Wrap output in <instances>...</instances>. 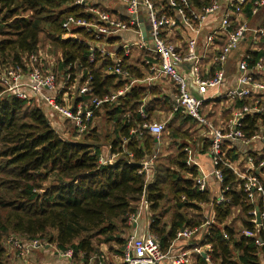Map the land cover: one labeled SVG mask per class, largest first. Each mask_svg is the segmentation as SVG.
I'll use <instances>...</instances> for the list:
<instances>
[{"label":"trees","instance_id":"obj_1","mask_svg":"<svg viewBox=\"0 0 264 264\" xmlns=\"http://www.w3.org/2000/svg\"><path fill=\"white\" fill-rule=\"evenodd\" d=\"M168 1L152 0L164 15L172 17ZM259 1L247 0L242 9L246 19L257 15L252 11ZM188 2L189 8L197 11L211 5V0ZM73 4L74 0H0V66L12 63L26 69L24 56L49 46L60 54L59 77L65 71L73 83L80 72V83L87 82L92 97L101 99L124 83L107 73L112 67L110 60L96 54L90 63L88 45L62 39V23L81 11ZM261 41L262 50L251 52L249 66L260 59L264 64V39ZM123 61V70L134 78L141 76ZM148 94L153 95L154 90L134 88L117 102L102 105L95 113L103 122L102 130L95 127L76 142L56 133L35 106L17 100L0 103V264H9L10 239L37 240L58 254L71 251L72 264H88L99 255L94 244H114L123 255V236L144 201L148 206L147 232L156 238L163 253L175 243L178 232L203 224L206 210L202 205H211L213 198L209 191L198 192L196 173L186 168L185 153L180 149L175 156L163 159L156 153V141L165 133L170 138H187L182 128L191 119L173 112L178 127L168 123L156 140L144 125L153 123L151 117L158 108L166 106L165 111H172L173 105L170 109L168 102L151 101L143 106ZM245 104L236 101L234 108ZM239 129L247 139L258 134L264 129V113L245 116ZM104 147L109 149V157L116 158L111 164L100 163ZM237 152L234 148L227 157L236 161ZM153 156L155 161L147 172L142 165ZM221 173V187L230 203L213 207L214 223L199 241V246L209 247L208 261L196 255L194 264H262L264 233L251 222L252 207L246 194L235 189L234 174L224 167ZM234 210L243 214L236 219L238 227L226 224ZM244 231L254 235L248 237Z\"/></svg>","mask_w":264,"mask_h":264},{"label":"built area","instance_id":"obj_2","mask_svg":"<svg viewBox=\"0 0 264 264\" xmlns=\"http://www.w3.org/2000/svg\"><path fill=\"white\" fill-rule=\"evenodd\" d=\"M246 2L211 0V5L197 11L189 8L188 0H169L168 5L174 11L171 17L164 15L152 0H74L73 5L81 7V11L78 16H69L62 23V39L88 45L90 63L96 54L110 60L112 67L107 73L117 76L124 83L123 87L101 99L92 97L88 83H80V72L75 74L74 82L69 83V74L66 75L64 71L59 77L57 73L60 54L44 57L42 49H39L24 56L26 69L12 63L0 66V103L17 100L31 105L34 100H41L50 107V111L58 114V119L63 123L49 119L56 133L74 141L95 128V113L102 105L117 102L134 88L167 81L174 87L172 111L190 118L204 131V142L208 147L206 155L212 171H204L191 158V150H185L186 165L196 173L195 187L198 192H210V176L216 184L215 193H211V205H202L207 210L206 220L199 227L178 232L175 242H189L198 235L204 236L214 223L213 207L230 203L221 187V167L227 168L236 177L235 189L246 194L252 207L249 211L251 222L264 233V129L250 139L239 129L245 116L264 113L263 60H258L252 66L248 62L251 52L262 50L264 26H248L242 13ZM254 5L256 8L252 15H256L258 8L264 6V0ZM112 6L124 7L126 18H116L111 13ZM141 24L145 29V38ZM178 32L185 35L184 47L175 44ZM246 34L249 35L248 51L236 61L234 79L228 80L223 66L229 54L246 41ZM124 35L134 37V40L117 42ZM130 56L140 57V62L146 67V73L139 78L122 69L123 60ZM86 96L91 98L78 101ZM236 101L247 104L234 108ZM216 105L227 106L218 112L230 115L222 124L214 123L207 115ZM165 125L151 123L144 125V128L158 140L165 131ZM234 148L238 149L237 159L231 161L227 152ZM105 150L102 155L107 159L101 156L100 163L111 164L116 158L109 157L107 147ZM154 159L155 156L143 163L145 171H149ZM137 217L130 219V226L136 224ZM244 234L248 237L254 235L248 231H244ZM7 243L19 257H26L44 246L37 240L18 242L10 239ZM257 245L263 246L260 242ZM208 248L196 246L193 252L200 256L204 254L203 259L208 261ZM60 256L72 264L71 251ZM188 260V253H163L159 242L147 230L140 238L129 235L126 240L124 264H162L165 261L189 264Z\"/></svg>","mask_w":264,"mask_h":264},{"label":"crops","instance_id":"obj_3","mask_svg":"<svg viewBox=\"0 0 264 264\" xmlns=\"http://www.w3.org/2000/svg\"><path fill=\"white\" fill-rule=\"evenodd\" d=\"M111 13L118 19H125L126 18V11L124 7H117L112 6ZM209 26V24H208ZM251 26L250 23L248 25ZM249 38V37H248ZM248 38H246V41L242 42L235 50H233L228 58L226 63L223 66V71L225 72V76H227L228 80H233L236 73V61L240 58L241 55L246 53L249 48ZM134 40V37L131 36H121L120 39H117V42L121 43L124 41H131ZM116 42V43H117ZM115 43V44H116ZM175 44L177 46H185V35L181 32L177 33V38L175 40ZM140 57H128L125 58V62L128 65H132L133 68L137 72H139L141 75L146 73V67L140 62ZM232 61L233 65L229 67L228 62ZM141 88H148L153 89L154 94L147 95V98L144 100V105L147 106L151 103V101H157V102H168L169 107L171 109L173 105V94H174V87L167 81H158L154 83L150 87H141ZM220 107L218 105L214 106V111L209 112L208 111V117L211 121H213L216 124H222L224 121H226L227 112H224L220 114V112H217L216 109ZM166 106L163 107V109L158 108L157 111L154 112V114L151 117V121L155 123H165V127L169 125L172 122V125H175L178 127L177 118L173 114V111L168 110L165 111L164 109ZM99 118V117H98ZM192 121V120H191ZM169 123V124H168ZM192 127L190 125L185 124L182 129H186V132L188 133L187 138H170L167 136L168 134H164L161 139L156 141V153L157 157L160 158H169L170 156H175L177 154V151L180 149L182 152L185 153V150H191V158L196 162L197 165H200L203 167L204 171L207 173H210L212 170L210 160L208 156L206 155L208 147L205 145L206 141L204 142V131L198 127L194 122H191ZM187 126V127H185ZM106 150L104 151V153ZM185 156L187 158V154L185 153ZM156 158V157H155ZM155 161V159H154ZM185 166L188 169L186 162ZM209 188L210 193L214 194L216 190V184L214 182V179L210 176V182H209ZM207 213V210H206ZM140 218L138 221L142 218V224H139V222L136 220V224H133L131 226L130 233L131 235H134L135 237H141L145 234V231L147 230L148 225V206L147 203L144 201L143 204L141 203L140 207ZM203 236L198 235L195 237L197 240L196 242H175L173 243L172 247L169 249L171 254H177V253H188L189 254V264H194L195 260L194 257L196 254L193 252L196 246H199V241L202 239ZM191 242V243H190ZM197 244V245H196ZM95 248H98V254L97 256L93 257L88 264H124V252L123 255L120 254L119 249H116V245L110 244V245H98L94 244ZM7 254H8V261L9 264H69V262L62 258L60 254H57L56 251L52 247L48 248H41L34 250L26 257H19L18 253L13 249L12 247L7 246ZM162 264H170L169 261H165ZM263 264V263H262Z\"/></svg>","mask_w":264,"mask_h":264},{"label":"rangeland","instance_id":"obj_4","mask_svg":"<svg viewBox=\"0 0 264 264\" xmlns=\"http://www.w3.org/2000/svg\"><path fill=\"white\" fill-rule=\"evenodd\" d=\"M243 17H244V19H245V22L249 25V23H250V25L251 26H254V27H258V26H260V25H262L263 23H264V6H262V7H259L258 8V11H257V15L255 16V17H252L250 20H248V19H246L245 18V16H244V14H243ZM248 34H246V38H248ZM41 53H42V55L44 54V57L46 56H52V57H55V52L52 50V48H50L49 46H46L44 49H42L41 50ZM228 64H229V67L230 66H232L233 65V62L232 61H229L228 62ZM31 105H33V106H35L36 108H38V109H40L41 111H42V113L45 115V117L47 118V120H48V122H49V119H51L52 121H56V120H59L58 118H59V116H58V114H56V113H53L52 111H50V107L48 106V105H46L45 103H43L41 100H34L33 101V103L31 104ZM226 107L227 106H224V107H218L217 109H216V111L218 112L219 111V109H221V110H223V109H226ZM212 111H214V108H213V110ZM230 118V115H227L226 116V119L225 120H228ZM59 122H60V124H63L62 123V121H60L59 120ZM191 122H193V121H191ZM191 122H189L188 123V125H190V127H192V124H191ZM153 123H155V122H153ZM94 126L96 127V128H98L100 131L102 130V126H104L103 125V122L101 121V119L100 118H97L96 119V121H95V124H94ZM185 127H187V126H185ZM193 128V127H192ZM63 132H64V134H65V126H63ZM79 139H74V141H78ZM105 149H106V147H104L103 148V151H105ZM103 158H106L105 156H103ZM107 159V158H106ZM140 216L141 215H138V217H137V221H138V219L140 218ZM243 216V214H242V212H240V210H234L232 213H231V215L229 216V218H228V220H227V222H226V224H233V225H235V226H237L238 227V224L236 223V219L237 218H241ZM142 221H143V219L141 218L138 222H139V224H142ZM129 235H131L130 233L129 234H126V236H123L124 237V239H128V236ZM46 246H43L42 248H45ZM117 247V246H116ZM48 248V247H47ZM41 249V248H40ZM116 249H119L118 247L116 248ZM58 254V253H57ZM263 264H264V262H262Z\"/></svg>","mask_w":264,"mask_h":264},{"label":"water","instance_id":"obj_5","mask_svg":"<svg viewBox=\"0 0 264 264\" xmlns=\"http://www.w3.org/2000/svg\"><path fill=\"white\" fill-rule=\"evenodd\" d=\"M140 21L142 22V19H141V18H140ZM140 29H141V31H142V36L145 38L146 34H145V29H144V27H143V24H141ZM257 223L259 224V220H257ZM47 247H49V246H46V248H47ZM202 257L204 258L205 255L202 254Z\"/></svg>","mask_w":264,"mask_h":264}]
</instances>
